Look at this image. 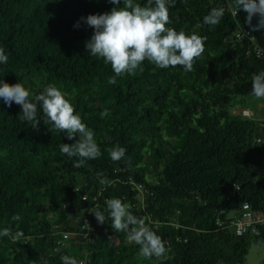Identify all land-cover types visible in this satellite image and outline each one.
<instances>
[{"label": "trees", "instance_id": "trees-1", "mask_svg": "<svg viewBox=\"0 0 264 264\" xmlns=\"http://www.w3.org/2000/svg\"><path fill=\"white\" fill-rule=\"evenodd\" d=\"M226 1L235 8V0H176L169 7L166 27L207 37L192 71L145 60L134 74L116 76L109 62L86 50L94 30L81 18L123 7V0H0V46L8 55L0 80L22 83L33 96L54 84L94 131L102 153L75 166L79 158L61 145L80 134L68 140L43 118L34 129L20 118L19 105L0 99V230H10L0 236V264H63L64 256L78 264H243L251 245L264 246V223L241 236L215 224L245 201L264 212V145L256 142L264 137V98L250 94L264 56L248 39H231L246 13L232 15ZM213 8L224 10L216 26L204 23ZM252 34L264 47V31ZM116 146L126 149L119 161L109 155ZM129 177L144 186V207ZM110 198L146 218L165 242L164 256H141L139 245L111 227ZM96 202L105 222L91 214L92 229H82ZM62 231L78 233L59 246Z\"/></svg>", "mask_w": 264, "mask_h": 264}, {"label": "clouds", "instance_id": "clouds-1", "mask_svg": "<svg viewBox=\"0 0 264 264\" xmlns=\"http://www.w3.org/2000/svg\"><path fill=\"white\" fill-rule=\"evenodd\" d=\"M113 5H121L122 0H110ZM176 0H148L147 6L134 3V0H123V7H113L103 14L88 15L81 18L94 31L85 43V48L93 56L102 57L112 66L116 76L134 74L145 61L155 64L159 68L182 66L185 71L193 70L194 61L204 52L206 36L196 33L186 34L166 27L170 23L169 7H175ZM248 14L249 19L258 15L264 26V0H235L234 12ZM224 16L223 8H213L204 17V23L216 26ZM76 27H79V22ZM8 55L0 46V63H7ZM142 70V69H140ZM115 83L113 77L110 81ZM250 94L257 98H264V71L253 74ZM0 99L11 107L13 103L22 110L20 118L37 128L40 118L44 123H52L61 132L66 133L68 140L75 139L72 144L63 143L62 153L68 157H78L77 167L83 166L85 161L99 158L102 153L95 141V133L76 114L75 108L66 94L54 84H49L43 92L32 95L22 84H8L0 80ZM38 104L42 108V117L37 115ZM107 116L105 110L101 113ZM126 149L120 146L109 149L110 158L119 161L125 157ZM103 176V174H100ZM101 183H110L101 179ZM107 209L111 219V227L117 232H124L130 242L139 245L140 255L151 259L164 256L167 249L165 242L146 223V218H138L131 212V204L124 203L120 198L107 200ZM98 223L105 222V214L97 208L92 209ZM19 220V216L14 217ZM10 230H0V236H9ZM22 231H17L14 240H20ZM63 264H78L73 257H62Z\"/></svg>", "mask_w": 264, "mask_h": 264}, {"label": "built area", "instance_id": "built-area-1", "mask_svg": "<svg viewBox=\"0 0 264 264\" xmlns=\"http://www.w3.org/2000/svg\"><path fill=\"white\" fill-rule=\"evenodd\" d=\"M226 5L229 7L232 15H236L234 12V7H232L228 1H226ZM252 33L253 32L244 25L242 27H237L236 29H234L230 37L232 40H236V41H242L244 38L248 39L251 42L252 51L258 57H262L264 56V47L256 42L255 37L253 36ZM251 49L247 48L246 52L250 53ZM235 111H238V109H235ZM239 111L244 116H249L252 114V111L249 108H239ZM256 142L264 145V137H257ZM261 170L264 171V156L261 162ZM128 182H130L134 186V189L137 190L136 197L140 199L141 203H143L142 207H144V202H143V198L145 196L144 186L140 183L134 182L130 177ZM233 187L239 189V186L236 184H233ZM75 190H79V186H76ZM80 199L85 201L87 199V195L82 194L80 196ZM98 205H99L98 202H96V204H94L88 210L87 215L83 216V225L81 226L82 229H86V230L92 229L91 221H90V216L92 214L91 211L95 207H99ZM224 213L225 211L223 209L219 211V214H224ZM226 217H227V221L222 219L220 216H218L216 218L215 224L219 228H230L233 234L236 236H241L249 233L255 234L257 233V229H258L257 225L264 223V212L253 210L250 204L246 201L241 204L240 208L226 214ZM77 233L78 232L62 231L61 237L57 239V245L61 246L69 242V240L73 236L77 235ZM84 235H86V232H84Z\"/></svg>", "mask_w": 264, "mask_h": 264}, {"label": "rangeland", "instance_id": "rangeland-1", "mask_svg": "<svg viewBox=\"0 0 264 264\" xmlns=\"http://www.w3.org/2000/svg\"><path fill=\"white\" fill-rule=\"evenodd\" d=\"M260 111L263 112V110ZM243 264H264V246L251 245Z\"/></svg>", "mask_w": 264, "mask_h": 264}, {"label": "water", "instance_id": "water-1", "mask_svg": "<svg viewBox=\"0 0 264 264\" xmlns=\"http://www.w3.org/2000/svg\"><path fill=\"white\" fill-rule=\"evenodd\" d=\"M260 21L261 17L258 15H254L250 19L247 13L245 15V26L252 32L264 31V26L261 25Z\"/></svg>", "mask_w": 264, "mask_h": 264}]
</instances>
